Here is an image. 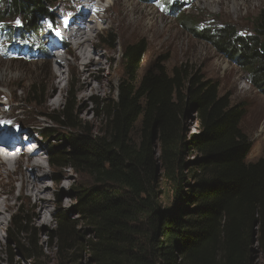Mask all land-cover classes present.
<instances>
[{"label": "trees", "instance_id": "16d2710c", "mask_svg": "<svg viewBox=\"0 0 264 264\" xmlns=\"http://www.w3.org/2000/svg\"><path fill=\"white\" fill-rule=\"evenodd\" d=\"M58 1L0 0V39L6 36L24 48L23 42L41 34L42 18L54 21ZM166 1L173 11L186 2ZM16 20L21 24L10 23ZM191 30L264 90V7L247 34L229 24H196ZM143 46L126 49V74L116 99L97 102L98 131L75 115L73 85L66 105L50 116L65 134L39 131L44 141L62 136L68 145L49 147L52 167L89 179L73 190L72 211L79 218L59 209L44 247L20 210L13 215L9 241L33 264H82L85 257L89 264H254L256 249L264 261V149L258 160H248L253 145L242 128L243 106L189 64L138 77ZM28 95L27 103L41 104L36 86ZM191 112L199 122L192 134L186 125ZM138 123L141 135L134 140ZM80 223L88 230H80ZM47 248L54 249L52 262H42Z\"/></svg>", "mask_w": 264, "mask_h": 264}, {"label": "rangeland", "instance_id": "374dc122", "mask_svg": "<svg viewBox=\"0 0 264 264\" xmlns=\"http://www.w3.org/2000/svg\"><path fill=\"white\" fill-rule=\"evenodd\" d=\"M77 3L79 2H75V0H59L54 7L56 15H61L63 6L67 7L69 12L82 14L81 11L84 12V8H81ZM102 3L106 10L102 13L103 17L100 16L101 20L90 21L91 17L86 18L89 24L101 27L99 32L93 34L94 43L89 46V49L94 58L100 61V65L103 66L101 70L99 64L93 65L94 72L98 73L96 78L92 77L93 84L98 86L102 83L103 88L89 97H83L86 80L83 76L79 77V73L83 72L84 67L80 65V67L72 68L75 65L71 64L75 59V41L65 38L68 45L64 48L65 54H61V56H65L67 61L59 63V54H56L59 52L55 50L57 42L49 37L50 31L47 29L48 23L45 21L42 22L43 30L38 35L37 45H43L45 42L44 45L48 47L50 54L46 53L36 58L26 56L9 58L0 54L1 67L5 72V77H0V120L5 118L8 121L6 125H3L0 137L9 140L10 143L19 142L16 135L21 133L32 137L28 143L34 142L35 146V142H37V146L40 143L41 152L39 155L43 157L41 162L44 167L42 169L45 170L46 177L41 171L37 172L32 166H27L28 159L38 155L36 153L31 156L32 149L29 152L26 148L27 152H23L21 159H17V163L13 161L12 163L14 166H18L21 172L31 176L32 180L36 176L43 178L41 184L50 188L47 196L51 200L46 223V218L37 215L40 206L35 205V197L29 195L27 190L20 189L19 180L11 185L10 179L6 176L7 170L0 167V173L5 176V182L0 181V199L7 198L10 205L5 212L6 224L0 228V264H33L24 260L21 249L16 247L17 245L15 246L16 243L12 239L9 241L8 231L12 225L13 215L19 214L20 210L27 219L28 229H35L36 238L42 241L40 245L44 247L47 246L49 229L55 226V214L59 209L69 210L72 218H79L77 213L72 211L76 204L73 190L78 184L85 183L87 185L86 181L89 179H85L70 168L52 167L49 164V147L59 145L65 149L68 145L62 136L58 138L53 136L49 141H44L38 133L46 128H55L60 135L65 134V130L53 124L50 116L66 105L72 85L74 87L72 104L75 115L80 120L87 122L89 128L98 131L102 125L100 119L97 118L99 111L97 102L116 99L119 84L126 74L124 53L133 44L142 43L144 45L141 68L137 73L140 78L149 70L157 71L163 68L172 72L176 66L189 64L194 71L200 72L206 79L218 82L220 94L229 95L233 104H240L244 108L242 128L250 137L253 145L248 160L255 161L262 156L264 149V90L254 88L247 71L218 52L209 41L194 35L191 26L203 24L212 27L229 24L235 25L241 33L247 34L253 29V19L264 7V0H196L192 8H187L179 16L168 14L161 5L146 4L142 0H103ZM95 4L98 3L95 1ZM17 21L20 23V20L10 23L18 25ZM184 21L190 24L185 26ZM108 35H111L112 39H116L115 42L111 38L106 39ZM0 45L7 46L8 43L1 41ZM32 85L42 91L41 104L32 100H30L31 103H27V99H32L28 95ZM11 125H15L13 135L6 132ZM186 125L189 126L190 134L199 130V122L193 112L187 118ZM27 135L24 137L26 138ZM140 135L141 126L138 123L132 132V137L137 140ZM18 151H23V149L18 148L14 153ZM21 172L20 176L18 175L19 178ZM54 175H58L60 180L54 181ZM164 187L170 194L167 184H164ZM79 228L88 230V227L83 223H80ZM44 253L47 257L43 258L42 262L54 261V249H44ZM82 264H89L86 257ZM254 264H264L257 249L254 254Z\"/></svg>", "mask_w": 264, "mask_h": 264}, {"label": "bare ground", "instance_id": "6f19581e", "mask_svg": "<svg viewBox=\"0 0 264 264\" xmlns=\"http://www.w3.org/2000/svg\"><path fill=\"white\" fill-rule=\"evenodd\" d=\"M94 20H101V17L96 19V16H92L90 18V21ZM101 27L99 25H91L88 23V20H83L81 15H75L70 20L68 26L66 28H63L61 31L65 32L69 38H71L73 41H75V59L74 62H71V64H75L73 67H80L83 66L84 70L83 72L79 73V77L83 76L85 78V86H84V94L83 97H89L91 94H94L97 90H102L103 85L102 83L98 86H95L92 81V77L96 78L98 75L97 72H94L93 65H100V61H97L96 58H94L93 53L89 49V46L94 43V33L99 32ZM94 34V35H93ZM58 61L59 63H63L67 61L65 56H61V54L58 55ZM59 64L60 66H62ZM103 66L100 65V69L102 70ZM64 73V72H63ZM100 73V72H99ZM5 74L3 67H1V61H0V77H3ZM60 76V75H59ZM5 77V76H4ZM58 81V80H57ZM60 99V98H59ZM57 100V99H56ZM59 103V102H58ZM32 139L31 136L27 138V141H25V144L28 143ZM18 143H9L7 144V147L5 149L4 154L0 155V167L7 170L6 176L10 179L9 183L11 185H14V182L19 180L20 181V189L27 190L29 195H32L35 197V205L40 206V211L37 212L38 216H43V218H46L45 222L47 221V213H49V205H50V198H48L47 193L48 189H50L48 186H44L41 184V181L43 178L36 176L33 180L31 179V176H29L25 172H21L18 166H14L13 162L17 163V158L14 151L18 147ZM20 146H24V142L21 141ZM29 147L27 150L31 152L32 154H38L30 159H28L27 166H32L34 170L37 172L41 171L44 174V177H46V172L44 169H42V162L43 159L42 155H39L40 147L35 148ZM1 149V147H0ZM12 163V164H10ZM2 172V171H1ZM21 172V177L19 178V174ZM19 175V176H18ZM0 181L4 183V174L0 173ZM4 181V182H3ZM1 196V191H0ZM9 202L8 199H0V228H2L3 225L6 224L7 216L5 214L6 210L9 208ZM51 206V205H50ZM35 208V206H34ZM40 218V217H39ZM49 220V219H48ZM44 222V223H45ZM47 223V222H46ZM4 227V226H3Z\"/></svg>", "mask_w": 264, "mask_h": 264}, {"label": "water", "instance_id": "95a60500", "mask_svg": "<svg viewBox=\"0 0 264 264\" xmlns=\"http://www.w3.org/2000/svg\"><path fill=\"white\" fill-rule=\"evenodd\" d=\"M262 51H264V42L262 43ZM195 112V111H194Z\"/></svg>", "mask_w": 264, "mask_h": 264}, {"label": "snow or ice", "instance_id": "6c2138e0", "mask_svg": "<svg viewBox=\"0 0 264 264\" xmlns=\"http://www.w3.org/2000/svg\"><path fill=\"white\" fill-rule=\"evenodd\" d=\"M158 6H160V5H158ZM17 24H19V21H17Z\"/></svg>", "mask_w": 264, "mask_h": 264}]
</instances>
